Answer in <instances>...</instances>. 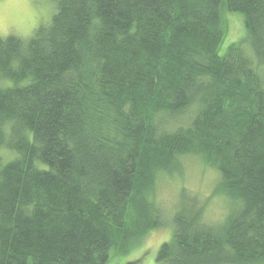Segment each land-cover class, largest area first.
I'll return each instance as SVG.
<instances>
[{"label":"trees","instance_id":"16d2710c","mask_svg":"<svg viewBox=\"0 0 264 264\" xmlns=\"http://www.w3.org/2000/svg\"><path fill=\"white\" fill-rule=\"evenodd\" d=\"M51 1L32 39L0 37L15 83L0 86V149L18 155L0 156V264H125L114 252L163 223L157 173L185 156L237 205L216 225L175 215L158 261L264 264V0ZM224 8L251 51L220 55Z\"/></svg>","mask_w":264,"mask_h":264},{"label":"rangeland","instance_id":"374dc122","mask_svg":"<svg viewBox=\"0 0 264 264\" xmlns=\"http://www.w3.org/2000/svg\"><path fill=\"white\" fill-rule=\"evenodd\" d=\"M54 13L55 4L51 0H0V37L15 36L28 41L40 26L51 23ZM224 17L226 37L220 47V55L236 43L244 44L247 52L251 51L243 16L224 8ZM0 86L13 87L15 83L0 79ZM6 130L10 137L9 127ZM0 156L4 165L18 157L8 146L0 149ZM177 164L168 172L157 173L152 187L153 197L147 195L148 203L154 209L156 206L160 208L162 225L150 231L126 253L114 252V259L125 264H164L158 261V252L163 243L172 239L175 215L201 208L205 219L216 225L223 223L228 212L237 205L228 194L219 190V171L207 165L200 156L181 157Z\"/></svg>","mask_w":264,"mask_h":264}]
</instances>
